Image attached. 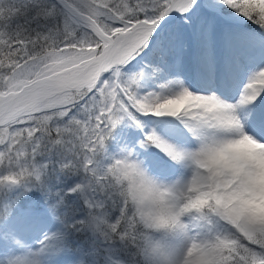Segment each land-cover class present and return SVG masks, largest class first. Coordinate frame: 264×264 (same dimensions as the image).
Returning a JSON list of instances; mask_svg holds the SVG:
<instances>
[{"label":"snow or ice","instance_id":"6c2138e0","mask_svg":"<svg viewBox=\"0 0 264 264\" xmlns=\"http://www.w3.org/2000/svg\"><path fill=\"white\" fill-rule=\"evenodd\" d=\"M0 264H264V0H0Z\"/></svg>","mask_w":264,"mask_h":264}]
</instances>
